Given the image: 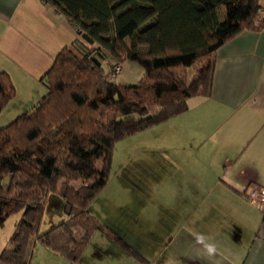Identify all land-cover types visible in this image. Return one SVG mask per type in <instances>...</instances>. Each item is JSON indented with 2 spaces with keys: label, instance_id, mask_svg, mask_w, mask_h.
I'll return each mask as SVG.
<instances>
[{
  "label": "trees",
  "instance_id": "16d2710c",
  "mask_svg": "<svg viewBox=\"0 0 264 264\" xmlns=\"http://www.w3.org/2000/svg\"><path fill=\"white\" fill-rule=\"evenodd\" d=\"M43 1L77 38L56 54L30 111L0 126V226L20 212L0 264H31L37 242L76 262L96 231L149 264L89 205L108 181L119 140L186 111L192 96L210 95L217 49L263 26L260 0ZM126 60L145 62L137 82L110 76ZM14 95L0 70V112ZM52 194L63 199L66 217L40 231Z\"/></svg>",
  "mask_w": 264,
  "mask_h": 264
},
{
  "label": "crops",
  "instance_id": "0c3cea01",
  "mask_svg": "<svg viewBox=\"0 0 264 264\" xmlns=\"http://www.w3.org/2000/svg\"><path fill=\"white\" fill-rule=\"evenodd\" d=\"M76 38L43 0H0V70L13 80L12 100L23 101L19 113L46 92L45 72ZM136 135L118 185L126 241L149 264H199L188 225L214 237L222 264H264V211L246 192L264 186V24L217 49L210 95L192 96L186 111ZM90 242L75 264H87L89 251L102 258Z\"/></svg>",
  "mask_w": 264,
  "mask_h": 264
},
{
  "label": "rangeland",
  "instance_id": "374dc122",
  "mask_svg": "<svg viewBox=\"0 0 264 264\" xmlns=\"http://www.w3.org/2000/svg\"><path fill=\"white\" fill-rule=\"evenodd\" d=\"M105 69H108L107 63L103 64ZM146 64L141 60H126L121 64L120 71L114 76L113 80L116 82H137L145 72ZM202 96V95H201ZM191 97L188 99V105ZM23 101L17 99L11 100L0 112V126L11 121L20 111ZM151 136V134H150ZM139 138L136 133L122 138L115 144L113 150L111 167L108 175L106 185L97 193L96 198L91 201L89 209L100 222L104 225H109L110 228L121 236L125 241L123 235L127 234L126 225H123V199L117 197L123 192V189L118 190V185L121 183L120 175H123V161L128 158L129 154L133 153L138 145ZM150 142V140H149ZM98 167H101V162H97ZM73 185L78 186L79 182H72ZM64 201L62 198L52 194L47 200V204L43 213L42 222L40 224V231L48 229L50 224L56 223L66 217L63 210ZM20 216V212L10 214L3 225L0 226V251L4 247L10 246L9 238L14 230V225ZM147 226V225H146ZM113 227V228H112ZM157 231L161 226H157ZM125 233V234H124ZM91 237L93 246H97L96 250H101L98 254L102 258L91 257L92 251L85 256L87 264H92L93 261L103 260L104 264H143L140 263L133 255L125 251L118 242L107 237L103 233L96 231ZM168 231L165 230L164 236L167 237ZM127 242V241H126ZM89 244V243H88ZM153 245L151 243L146 245L145 251L152 256ZM156 247V245H155ZM123 256H132V262L123 258ZM131 258V257H129ZM135 259V261H134ZM150 260V259H149ZM79 262V261H78ZM69 261L58 253L52 251L47 246L37 242L33 247V254L31 264H75L78 263Z\"/></svg>",
  "mask_w": 264,
  "mask_h": 264
},
{
  "label": "clouds",
  "instance_id": "9594fccd",
  "mask_svg": "<svg viewBox=\"0 0 264 264\" xmlns=\"http://www.w3.org/2000/svg\"><path fill=\"white\" fill-rule=\"evenodd\" d=\"M184 229L193 237L195 256L199 264H222L223 253L213 236L197 232L188 225H185Z\"/></svg>",
  "mask_w": 264,
  "mask_h": 264
},
{
  "label": "built area",
  "instance_id": "2783aa9c",
  "mask_svg": "<svg viewBox=\"0 0 264 264\" xmlns=\"http://www.w3.org/2000/svg\"><path fill=\"white\" fill-rule=\"evenodd\" d=\"M121 69V66L116 65L110 76H115ZM248 198L257 204L264 211V186H252L247 189Z\"/></svg>",
  "mask_w": 264,
  "mask_h": 264
}]
</instances>
